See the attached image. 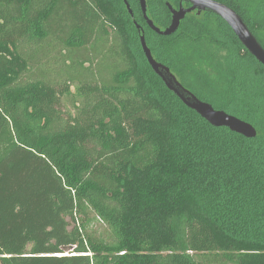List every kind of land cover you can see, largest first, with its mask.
Returning <instances> with one entry per match:
<instances>
[{
	"label": "trees",
	"instance_id": "trees-1",
	"mask_svg": "<svg viewBox=\"0 0 264 264\" xmlns=\"http://www.w3.org/2000/svg\"><path fill=\"white\" fill-rule=\"evenodd\" d=\"M128 1L154 57L258 134L188 107L124 0H0V264H264V70L233 85L215 24L160 35Z\"/></svg>",
	"mask_w": 264,
	"mask_h": 264
},
{
	"label": "water",
	"instance_id": "water-1",
	"mask_svg": "<svg viewBox=\"0 0 264 264\" xmlns=\"http://www.w3.org/2000/svg\"><path fill=\"white\" fill-rule=\"evenodd\" d=\"M126 6L134 16V12L131 8L130 2L124 0ZM193 6L188 9H184L181 6L179 9H176L167 1V5L172 13V20L170 25L160 28L158 27L154 20L151 18L148 10L147 0H139L144 18L148 23L149 27L152 28L155 32L160 35L168 36L172 35L179 29L182 20L185 18L186 14L192 10L198 8L199 12L202 9H208L218 13L227 23L232 26L236 34L239 36L240 40L246 45V47L252 52V54L264 65V48L258 42L256 37L250 32L247 25L243 19L237 14L235 10L230 8L224 3L218 2L216 0H191ZM137 24V21L135 20ZM138 28L140 26L137 24ZM141 44L143 51L154 69V71L160 75L166 85L173 90L182 101L190 108L196 110L201 114L206 120H208L212 125L221 127H229L232 131L238 132L246 137H256L258 131L256 127L236 115L228 113L223 109H216L210 102L200 99L192 91L186 88L182 83L177 79L175 74L171 71L170 67L159 62L153 55V52L146 41L145 33H141Z\"/></svg>",
	"mask_w": 264,
	"mask_h": 264
},
{
	"label": "flooded vegetation",
	"instance_id": "flooded-vegetation-1",
	"mask_svg": "<svg viewBox=\"0 0 264 264\" xmlns=\"http://www.w3.org/2000/svg\"><path fill=\"white\" fill-rule=\"evenodd\" d=\"M164 1L166 4L167 1L170 2L171 5L176 9H179L181 6H183L184 9H188L193 6L191 0H164ZM216 1L224 3L233 10H235L237 14L243 19L250 32H252V34L256 37L258 42L264 48V6L262 5L261 2L257 3V8L254 5L256 9L255 13H258L260 18L259 24L256 25L251 22L252 20L250 18L251 4L249 2L243 1V3H241L238 0H227L229 3L227 1H221V0H216ZM170 15L171 18L168 25H170L172 20L171 10H170ZM132 17L134 22L135 20L137 21V19H135V14ZM194 17L195 18L197 17L200 20H208L213 26L215 24L216 33L217 36L220 38V42H224L226 44L225 48H221L220 46L216 45L215 51L218 55L217 57L226 55L227 57L226 66L228 70V75L233 85H235L236 81L239 82L241 79H243L244 78L243 76L246 73H250L251 71L255 73V71L258 70L259 73L263 74L264 65L252 54V52L240 40L239 36L236 34L232 26H230L227 23V21L223 19L218 13L208 9H202L199 12V9L196 8L186 14L185 18L181 22L180 27L185 23L188 24V22H190ZM139 31L141 33L143 32L145 33V28L143 30L140 27Z\"/></svg>",
	"mask_w": 264,
	"mask_h": 264
},
{
	"label": "rangeland",
	"instance_id": "rangeland-1",
	"mask_svg": "<svg viewBox=\"0 0 264 264\" xmlns=\"http://www.w3.org/2000/svg\"><path fill=\"white\" fill-rule=\"evenodd\" d=\"M228 2V1H227ZM229 3V2H228ZM150 14V16H151V12L149 13ZM151 18H152V16H151ZM153 19V18H152ZM154 20V22H155V24L158 26V27H160V28H164V27H166V22H167V20H166V18L165 17H162V20L160 19V20H158V19H153ZM163 20H166V22H164ZM187 23H185V24H183L181 27H179V29L177 30L178 31V33H180V32H182L185 28H186V25ZM101 66H102V64H100ZM102 69V68H101ZM174 71V70H173ZM212 72H214V71H212ZM174 74H175V76L177 77V79L180 81V82H182V83H184V81H183V78L182 77H180L179 76V74H178V72L175 70L174 72H173ZM90 229H92V230H95L97 233H104L105 232V229H106V225L104 224V223H102V222H98V221H94L92 224H91V226H90ZM67 254V253H66Z\"/></svg>",
	"mask_w": 264,
	"mask_h": 264
}]
</instances>
